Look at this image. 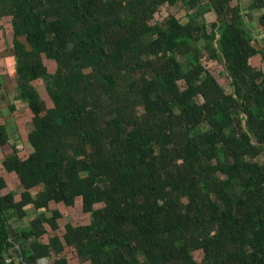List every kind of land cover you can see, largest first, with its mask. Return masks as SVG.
I'll use <instances>...</instances> for the list:
<instances>
[{"label":"trees","instance_id":"obj_1","mask_svg":"<svg viewBox=\"0 0 264 264\" xmlns=\"http://www.w3.org/2000/svg\"><path fill=\"white\" fill-rule=\"evenodd\" d=\"M250 2L261 48L242 0H11L3 98L40 136L19 148L0 109L20 189L0 177V264H264V0ZM41 56L61 75L59 116L25 91ZM77 199L90 219L64 229L50 204Z\"/></svg>","mask_w":264,"mask_h":264},{"label":"rangeland","instance_id":"obj_2","mask_svg":"<svg viewBox=\"0 0 264 264\" xmlns=\"http://www.w3.org/2000/svg\"><path fill=\"white\" fill-rule=\"evenodd\" d=\"M244 5L246 8H248V13L246 14V16H252L251 19V23L249 22L247 24V26L242 27V30L244 32V34L247 36L248 40L251 41L252 43H254L256 46H258L259 48H261L262 46V41H263V37L257 36V25L256 23H254L255 21V17L254 14H252V11L254 10L250 0H243ZM207 21L210 23L214 20V16L213 15H207ZM31 18V17H30ZM42 57V56H41ZM38 58L36 65H44L47 68V73L44 74L39 80L35 79L31 82V85L28 86L26 88V91L30 93V96L32 98V101H38V100H45L48 104L49 109L51 110V114L53 116H59L63 113V109L67 106V103L65 101V99H63V96L60 94V90H59V86H60V82H58V84L56 85V82H54V80L56 81L59 77L61 78V75H58L59 77L56 79L57 75L56 72L54 74V71L56 69L55 63L53 60H45L43 57L42 58ZM61 68L60 70L62 71V69H64L65 63H64V59L63 57H61ZM58 70V72L60 73L61 71ZM214 78L215 80H217L220 84L227 86V90L230 92L231 89L229 88V80L227 78L226 72L224 71V69L222 67H216L214 68ZM54 74V75H53ZM60 78L58 80H60ZM28 89V90H27ZM22 105L19 106V108H21ZM16 106V115L14 117H11L9 119V122H13L14 127L16 130L19 129V140L17 141V145L20 147L22 145V143H27V142H31L37 138H39L40 136V132L37 126L33 125L32 120L38 125L39 123V119L37 118H33L31 112H29V116L27 114H20L18 113L19 108ZM69 116V118H68ZM32 120H31V119ZM72 117L70 115H67V119H71ZM74 120V121H73ZM78 123L77 121L72 118L71 120V126H69L67 129H64L62 132L63 134H65L66 132H74L77 133L78 132ZM59 131H57L58 133ZM197 132H195L196 134ZM30 145V144H29ZM21 156L23 158V160L25 162H28L27 156L24 153H21ZM142 157V156H141ZM140 157V158H141ZM3 157H1L2 159ZM12 185V188H16L18 190L19 186H14L11 179H9ZM14 183H17L16 179L14 180ZM23 196H27L25 192H22L18 195V199L22 198ZM50 209H52V211H54L53 214H55L56 216H58V221L60 222V225L64 228V229H69L70 227H75L78 225H85L88 223L89 219H90V213L89 210H84V208L82 207V203L80 199H77L73 202H71V204L67 207V206H58L55 207V209L53 208V205L50 204ZM29 212L30 215L32 214L31 218H34V220L36 219V212L32 213L33 211L31 210L32 207L29 208ZM34 216V217H33ZM31 221L33 219H30ZM65 225V226H64ZM48 226V225H47ZM48 229V234H52L50 231V227H47ZM48 235V236H49ZM109 234L106 233V236H108ZM55 236V235H53ZM47 237V235L43 238L44 242L46 243L47 241H45V238ZM26 238V237H25ZM31 241V239H29ZM51 244L55 245L58 243L57 239H52V241H50ZM195 258L197 260H202L203 258V253L202 252H197L194 254ZM73 264H77L76 262H74Z\"/></svg>","mask_w":264,"mask_h":264},{"label":"crops","instance_id":"obj_3","mask_svg":"<svg viewBox=\"0 0 264 264\" xmlns=\"http://www.w3.org/2000/svg\"><path fill=\"white\" fill-rule=\"evenodd\" d=\"M10 4H11V0H0V109L2 110L5 109L3 110L4 115H5V121L7 125H9L12 128V134L14 133V135H16L19 138L20 137L19 129L18 130L15 129L14 127L15 124H13L14 121L12 123L9 122V119L13 116H12V112H10L7 108L8 103L3 98V95L6 93L9 94V98H10V96L13 95L14 89L16 88L15 58L13 56L14 52L12 50L13 34H12V26L10 24V18L7 15V11L9 9ZM252 14L256 16L254 23H256L257 25L258 17L254 12H252ZM251 19H252V16L247 17V24L249 22L251 23ZM26 88L27 87H25V91H26ZM9 98H7V101L9 100ZM20 105H21L20 103H17L18 108ZM14 106L16 105L12 104L11 106L12 111L14 110ZM29 112L25 111L23 114H27L29 116ZM29 144L30 142L26 143L27 150L29 149V146H31V144L30 145ZM21 147L22 145L19 148ZM25 152L26 151H24V153ZM6 155L8 156L13 155V152H11L10 147H6V148L0 147V177L6 181V184L8 185L10 189L16 190V188L15 189L12 188V185L9 179H11L14 186H19V180L17 176L14 175L15 172L11 170V167L9 165L8 158H6ZM1 157L3 158L1 159ZM15 179L17 183H14ZM32 213H35V212H32ZM38 214L40 213L38 212ZM31 217H32V214L30 215V219L34 220V218H31Z\"/></svg>","mask_w":264,"mask_h":264}]
</instances>
